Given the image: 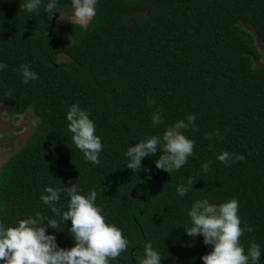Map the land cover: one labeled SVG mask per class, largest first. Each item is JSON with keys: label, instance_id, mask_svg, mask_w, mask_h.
Returning a JSON list of instances; mask_svg holds the SVG:
<instances>
[{"label": "trees", "instance_id": "obj_1", "mask_svg": "<svg viewBox=\"0 0 264 264\" xmlns=\"http://www.w3.org/2000/svg\"><path fill=\"white\" fill-rule=\"evenodd\" d=\"M69 4L58 0L65 12ZM19 5L0 0V105L13 121L29 115L36 125L0 168V223L37 212L51 217L39 200L44 186L74 182L82 193L97 192L95 203L129 240L111 264H138L146 241L165 256L162 264H203L211 246L185 234L187 209L202 197H234L241 226L252 229L240 243L246 249L255 240L264 264V68L254 67L262 58L254 35L264 44V0H98L92 20L66 25L65 34L53 30L43 7L27 13ZM21 64L38 79L22 83ZM72 103L96 125L99 164L71 141L65 114ZM155 110L162 122L153 126ZM189 113L194 127L184 134L195 143L179 170L155 167L159 149L139 172L124 166L127 146L162 135ZM222 151L233 154L226 164L216 159ZM177 184L189 188L183 197ZM67 199L61 193L55 206L66 210ZM54 218L56 229L46 234L71 247V222Z\"/></svg>", "mask_w": 264, "mask_h": 264}, {"label": "clouds", "instance_id": "obj_2", "mask_svg": "<svg viewBox=\"0 0 264 264\" xmlns=\"http://www.w3.org/2000/svg\"><path fill=\"white\" fill-rule=\"evenodd\" d=\"M97 3L98 0H70L71 11L67 14L58 6V0H20L19 7L27 13H39L43 7L46 16L51 17L54 12H59L60 19L67 18L73 25L83 27L96 15ZM5 67L0 63V71ZM19 72L22 83L38 79V74L30 70L27 64H21ZM147 102L153 103L151 98ZM195 118L194 114L189 113L168 125L162 135H151L127 146L123 153L124 166L139 172L142 159L154 155L159 149L160 155L154 161L155 167L169 174L179 170L193 154L195 141L187 137L184 130L194 127ZM65 119L71 141L83 153L84 160L99 164V153L103 145L88 111L72 103L66 110ZM150 119L153 126L160 124L161 111H153ZM208 135L210 137L211 134ZM232 155L222 151L216 155V159L226 164ZM235 159L242 160L243 156L236 155ZM201 167L207 171L209 162L205 161ZM188 183L192 187V181ZM188 190L185 184H177L175 187L179 197H183ZM61 193H65L68 198L66 210L62 211L55 206L61 199ZM96 199L95 190L82 193L74 182L61 187L45 185L39 200L48 206L51 217L37 212L18 219L14 225L0 223V264H111L122 252L127 251L129 240L122 235L120 228L106 219L102 209L95 203ZM238 207L234 197L220 203L202 197L194 200L187 209L188 223L182 227L185 234L191 238L199 234L203 238L202 242L211 246L209 252L200 256L203 264H259L261 246L252 240L245 249L240 243L242 234L252 229L246 224L241 226ZM57 215L63 225L66 221L71 222L68 228L74 240L71 247H59L55 236L46 234V228L56 229L57 220L54 217ZM164 257L153 248L151 241H146L138 264H162Z\"/></svg>", "mask_w": 264, "mask_h": 264}, {"label": "rangeland", "instance_id": "obj_3", "mask_svg": "<svg viewBox=\"0 0 264 264\" xmlns=\"http://www.w3.org/2000/svg\"><path fill=\"white\" fill-rule=\"evenodd\" d=\"M71 10L65 12L66 14ZM61 13H56L52 15L53 30L60 31L65 34V26L72 24L67 18L60 19ZM86 26V25H85ZM245 30L251 32L250 28L242 26ZM256 47L262 58L260 61H254V67L264 68V44L254 35ZM31 117L25 115L19 118L17 122L13 121L11 117L5 115L1 105H0V168L8 160L12 153L18 151L26 139L30 135L31 126H35L36 122L30 121ZM20 129V131H17Z\"/></svg>", "mask_w": 264, "mask_h": 264}]
</instances>
